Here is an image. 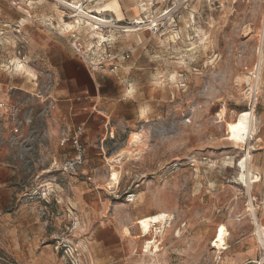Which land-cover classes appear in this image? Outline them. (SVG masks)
<instances>
[{"label": "rangeland", "instance_id": "374dc122", "mask_svg": "<svg viewBox=\"0 0 264 264\" xmlns=\"http://www.w3.org/2000/svg\"><path fill=\"white\" fill-rule=\"evenodd\" d=\"M263 20L264 0H0V264H215L226 231L230 257L261 247L239 166L249 152L258 181ZM67 54L92 73L77 95L60 92Z\"/></svg>", "mask_w": 264, "mask_h": 264}, {"label": "crops", "instance_id": "0c3cea01", "mask_svg": "<svg viewBox=\"0 0 264 264\" xmlns=\"http://www.w3.org/2000/svg\"><path fill=\"white\" fill-rule=\"evenodd\" d=\"M56 69L59 74H66L68 80V83H64L63 86L60 88V92L70 94L73 90L74 95L80 94L82 85L85 84V82H82L83 78L80 74H92L91 72H88L84 64H81L76 59L72 58L70 54H67L66 57L64 56L58 62ZM114 73H116V70L114 71ZM71 74L79 75L71 76ZM75 80H78L79 82H76ZM70 81H73V85ZM74 108H76V110H74ZM64 112L65 116L67 117V122L71 125H76L77 127L84 126L88 118L87 110L79 108V106L75 104L74 100L69 103L67 110H65ZM261 127L263 130V135L259 137V139H262V144H260L254 150V160L251 165V170L255 176H258V181L254 182L251 193L260 202V209L258 211L257 217L259 220V224L264 227V121ZM76 128H74L73 130L75 131ZM5 155L6 154L4 152H0V157H2V159H5ZM239 221L241 222L242 219H239ZM224 234L226 235L224 237L226 246L221 252V260L219 264H259V260L262 256V246L259 247L258 243L250 242L251 245L245 247V243H248V240L245 237L239 243L240 249L238 250V252L234 256L230 257L226 255L229 249L231 248V246L228 244V237L230 235V232L226 231Z\"/></svg>", "mask_w": 264, "mask_h": 264}, {"label": "bare ground", "instance_id": "6f19581e", "mask_svg": "<svg viewBox=\"0 0 264 264\" xmlns=\"http://www.w3.org/2000/svg\"><path fill=\"white\" fill-rule=\"evenodd\" d=\"M77 9V8H76ZM80 16L84 17V18H87L88 21H95V22H100L101 24H106V21L104 19H100L96 16H90L89 14L85 13L83 10L81 9H78L76 10ZM264 21V20H263ZM155 22V21H154ZM92 23V22H91ZM100 39H105V36L101 33H99V36H98ZM264 44V43H263ZM261 53V52H260ZM261 56V55H260ZM17 67L22 70L23 69V65L20 64V62L17 63ZM254 117V113L253 111H244L242 112V115L240 116L239 118V121L238 123H235L233 124L231 127H230V132L237 138V139H240V140H245L246 138H249L252 136V134L254 133V128H253V123H252V118ZM231 134V135H232ZM132 140L133 141H137L139 140V135L137 133H134L132 135ZM250 156V153L248 152L247 153V158L245 159V161H242L241 164H240V169L243 171L242 172V175H241V180L243 185L245 184V186H247L249 189L251 188V185L252 183H254L253 179H252V176H251V172L250 170L248 169L247 167V159L249 158ZM117 180V174L114 172L112 174V178L110 179V183H109V186L112 185L114 183H117L116 182ZM253 210V209H252ZM252 215V219L255 223V228H256V234L257 236L259 237L260 239V242L262 245H264V237H263V233H264V227H262L260 224H259V220H258V217H257V213L256 211H252L251 213ZM226 235H224L225 237ZM216 240V238H215ZM215 242V241H213ZM214 244V243H213ZM214 247H217V246H214ZM217 248H225V247H217Z\"/></svg>", "mask_w": 264, "mask_h": 264}, {"label": "built area", "instance_id": "2783aa9c", "mask_svg": "<svg viewBox=\"0 0 264 264\" xmlns=\"http://www.w3.org/2000/svg\"><path fill=\"white\" fill-rule=\"evenodd\" d=\"M74 48L78 54H82V47L81 46L75 45ZM126 58H129L128 53H124L122 56V59H126ZM114 59H115V57H114ZM111 60H113V58ZM5 107H6V103H4V102L0 103V108H5ZM82 135H83V129H82V127H78L72 135L64 136L62 141H61L62 145H65L67 143L72 144V146L75 150L74 155L72 157L68 158L61 166L62 171L65 173L77 174L80 167L84 163L85 148L83 147V144L81 141ZM111 137H113V134L111 135ZM248 206H249L248 211L251 213L253 210L257 212V210L260 209V202L255 196L252 195V193L249 194ZM254 225H255V223H254ZM261 246H262V256L259 260V264L264 263V245H261ZM218 249L221 251L224 250V248H218ZM220 255H221V253L219 252L217 259L215 261V264L220 263V260H221Z\"/></svg>", "mask_w": 264, "mask_h": 264}]
</instances>
